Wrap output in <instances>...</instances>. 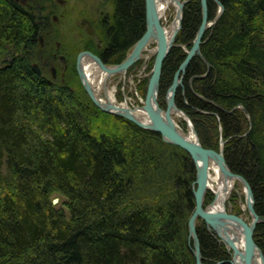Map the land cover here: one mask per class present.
<instances>
[{"label": "trees", "instance_id": "trees-1", "mask_svg": "<svg viewBox=\"0 0 264 264\" xmlns=\"http://www.w3.org/2000/svg\"><path fill=\"white\" fill-rule=\"evenodd\" d=\"M218 1L223 11L190 60L175 104L203 147L218 150L224 141L229 169L248 182L264 216V0ZM111 2L99 25L102 48L90 51L119 64L145 31L144 0ZM36 5L0 0V264H196L190 156L99 110L80 82L71 85L75 61L62 81L51 78L58 34L41 11L47 6ZM207 6L214 21L219 6ZM200 21V0H188L162 65V100ZM39 31L52 36L42 47ZM10 48L16 56L5 59ZM55 194L63 208L53 206ZM196 232L203 264H229L230 252L201 219ZM253 239L264 254V223Z\"/></svg>", "mask_w": 264, "mask_h": 264}, {"label": "water", "instance_id": "water-1", "mask_svg": "<svg viewBox=\"0 0 264 264\" xmlns=\"http://www.w3.org/2000/svg\"><path fill=\"white\" fill-rule=\"evenodd\" d=\"M174 1L175 3H173V6L176 9L175 18L177 17L179 21L174 32L168 39H166L165 35L163 34V27L159 22V16L154 3L155 0H144L145 31L135 42L126 58L119 64L107 65L97 55L90 51L80 52L76 57V71L78 77L89 99L99 110L105 113L123 117L142 129L157 133L164 143L177 146L190 156L195 166L196 174L195 180L193 182L194 188L192 191L194 198V209L188 219V237L193 243V254L195 256L196 264H203L196 232V221L198 218L203 220L207 229L211 231L220 242L224 243L230 251H232V257L230 260H228L229 264H253L255 256L260 258L261 264H264L263 254L253 239L255 227L259 223H264V216L258 215L253 208L254 198L248 182L241 175L235 174L229 169L223 154L224 141H222L220 138L218 150L205 148L201 145L194 126L189 120L188 127L189 130H192L195 136L194 139L187 138L176 126L172 117L174 113L178 112L183 117L187 118L184 112L176 106L175 95L178 87L182 86L183 77L190 60L195 55L200 56V44L202 42V37L207 27L211 25L208 21L207 0H200V25L195 33L191 48L186 53L185 58L175 71L172 82L167 89L165 95L166 108L162 109L158 103L159 82L162 65L170 49L172 48L175 37L181 27L183 7L184 3H186L185 1L182 3H180L179 0ZM214 1L219 6V12L215 20L211 22L212 25L216 22L218 16L223 11V6L219 3V1ZM151 38L155 39L156 48L154 52L151 75L147 83L146 95L142 107L148 117V121L146 122L138 119L133 110L127 106H118L112 104L109 101L106 102L100 100L94 93L90 83L86 80L82 69V62L84 58L92 60L97 68H99L100 71L106 73L107 76L115 73L125 74L128 69L140 58L141 53L143 50H145ZM32 69L36 74L41 73L37 64H33ZM54 75L55 69H52V76ZM212 160L216 162L220 171H222L229 178L239 182L245 188L246 196L244 199L246 209L251 216L250 223H246L241 219V217L228 214L224 210L221 212H212L207 210L210 205L207 207L204 206V198L208 190L207 180L209 164ZM226 222L233 224V226L241 232L243 239L242 252L236 247L234 238L229 236ZM237 256L239 257V261L236 260Z\"/></svg>", "mask_w": 264, "mask_h": 264}, {"label": "rangeland", "instance_id": "rangeland-1", "mask_svg": "<svg viewBox=\"0 0 264 264\" xmlns=\"http://www.w3.org/2000/svg\"><path fill=\"white\" fill-rule=\"evenodd\" d=\"M179 1L180 3H182L184 1L187 2L188 0H179ZM29 3L32 4L35 3L39 7L42 6L43 8L47 6L45 10L44 9L41 10L43 12V15L48 14V12L50 11L51 15L55 13V15L58 16L59 19L58 24L56 25L53 24L51 27V30H53L56 33V35L57 34L58 35L55 37V39H52V36L50 34L48 35L50 37V40L51 39L53 40V46H54L53 52L57 53L56 60L53 62V67L55 68L56 70L55 73L57 74V76L56 74L55 76L61 81L63 80L64 76L68 73L66 71L69 70V69H65V65H68L69 68L72 65V62L75 61V70H76V57L80 52L90 51L91 48L95 50H100L102 48L103 42L101 39L99 25H100V21L106 16L110 15L112 12L113 6L111 0H33V1H29ZM185 4L186 3H184V6ZM48 7L52 8L53 13L51 12V10H48ZM35 11H37L36 14H40L39 10H35ZM175 13H176L175 7L173 5H170L163 14V16L161 17L160 21L162 26L169 27L170 24L175 19ZM211 22L213 21H209L211 25L208 26L207 29L212 26ZM41 33H42L41 34L42 38L46 37L45 36L46 34L44 32ZM55 42L59 43L58 49H56L55 47ZM154 48H155V44L153 42L148 44L147 49L143 50L140 58L129 68L130 70L128 69L129 71H127L125 74L115 73L107 77L105 81L106 88L108 90H112L114 88L113 103L115 105L126 104L125 106L131 108L132 110L141 109L143 107L144 98L146 95L147 83L151 75V70L153 66L154 52H155ZM183 49L185 53L189 51V49H186L185 47H183ZM3 56L4 55H2V57ZM13 56H16L15 53L10 54V56H8L9 58L7 59L12 58ZM58 56H63L66 59V61L63 62L62 57L58 59ZM107 65H114V64H107ZM94 71L95 72L92 77L93 81L91 82L94 93L97 95V97L100 100L108 102L103 87L100 88L97 87V81L101 73L99 70H94ZM79 82L80 79L78 77V74L77 77H73L71 79V85H73V87H76L79 84ZM167 89L164 91L163 100L159 98V95L161 94L160 92H158V103L162 109L166 108L165 95ZM184 114L186 115L187 118L185 117L180 118L177 117L175 114H173L172 117L176 126L180 129V131L184 135H186L190 132L188 127V120L191 123L192 121L186 113ZM219 145H220V141H219ZM207 193L211 194L212 198L211 200L206 202V204H204L205 207L210 205L214 200V195L212 191L207 190L206 194ZM51 199L54 207L63 208V203L65 201V198L55 194L51 197ZM225 209L228 214L239 216L244 222L250 223L251 216L248 210L244 206L243 186L237 181L233 185V188L231 189V192L226 199ZM198 219L196 223L198 222ZM225 248L230 252V259H231L232 251H230L226 245ZM258 248L261 250L263 254L262 249L259 246Z\"/></svg>", "mask_w": 264, "mask_h": 264}, {"label": "bare ground", "instance_id": "bare-ground-1", "mask_svg": "<svg viewBox=\"0 0 264 264\" xmlns=\"http://www.w3.org/2000/svg\"><path fill=\"white\" fill-rule=\"evenodd\" d=\"M155 7L157 10V14L159 16V22L161 23V17L163 16V14L165 13V11L168 9V7L170 5H173V3H175L174 0H155ZM178 21L179 19L176 17L173 22L170 24L169 27H163V34L165 35L166 39H168L172 33L174 32L175 28L178 25ZM162 25V24H161ZM47 36V35H45ZM45 41V38H44ZM153 42L155 44V39L151 38L149 40V44ZM148 45L146 46L145 50L147 49ZM155 48H156V44H155ZM154 48V51H155ZM87 62V63H86ZM96 68V69H95ZM82 69L83 72L85 74L86 80L90 83V85L92 86V81H93V75H94V70H99V68H97V66L95 65V63H93L92 60H89L87 58H84L83 62H82ZM100 71V70H99ZM100 77L97 81V87H103L106 97L108 99L109 102H111L112 104H114L113 102V92H114V88L112 90H108L106 88V84L105 81L107 79V75L106 73L100 71ZM93 88V87H92ZM118 106H123L126 107V104H117ZM133 112L135 113V115L137 116L138 119L143 120V121H148V117L145 114V111L141 108V109H134ZM177 117L183 118V116L180 113H174ZM186 134V133H185ZM187 138L189 139H194L195 136L192 132V130H190V132L188 134L185 135ZM235 180L229 178L228 176H226L222 171L219 170V167L217 166L215 161H210L209 164V170H208V180H207V187L208 190H211L213 195H214V200L213 202L210 204V206L207 208V210L212 211V212H221V211H225V202L226 199L228 197V195L231 192V189L233 188V185L235 184ZM243 196L245 198L246 196V190L243 187ZM244 206L246 208V204H245V199H244ZM226 226H227V231L229 233L230 237L234 238L236 247L242 252L243 251V239H242V234L241 232L235 228L233 226V224L226 222ZM236 260L239 261V257H236ZM253 264H261V260L260 258H258L257 256L254 257V261Z\"/></svg>", "mask_w": 264, "mask_h": 264}, {"label": "flooded vegetation", "instance_id": "flooded-vegetation-1", "mask_svg": "<svg viewBox=\"0 0 264 264\" xmlns=\"http://www.w3.org/2000/svg\"><path fill=\"white\" fill-rule=\"evenodd\" d=\"M15 2H17V3H20L21 5H24V6H28V7H30V8H32V3H29V1H33V0H14ZM48 10H51V12H52V8H49L48 7ZM41 13V12H40ZM53 13V12H52ZM48 18L50 19V22L52 23V25L53 24H58V22H59V19H58V16L57 15H55V13H53L52 15L50 14V11L48 12ZM54 21V22H53ZM46 35H48L49 34V32L48 31H45L44 32ZM41 31H39L38 32V42H39V46L40 47H42V46H44V38H42L41 37ZM55 47H56V49H58V47H59V43H57V42H55ZM14 53V50L13 49H7L5 52H4V58L5 59H7V58H9L8 56H10V54H13ZM57 57V56H56ZM60 57H62V61L63 62H65L66 61V59L63 57V56H58V59H60ZM11 59V58H10ZM52 69H55L54 67H53V65L50 67V71H51V76H52ZM65 69H68V65H65ZM56 71V70H55ZM56 74V73H55ZM56 76H57V74H56ZM56 76L54 75V76H52V78L54 79V78H56Z\"/></svg>", "mask_w": 264, "mask_h": 264}]
</instances>
